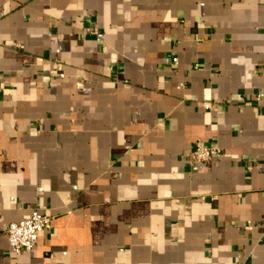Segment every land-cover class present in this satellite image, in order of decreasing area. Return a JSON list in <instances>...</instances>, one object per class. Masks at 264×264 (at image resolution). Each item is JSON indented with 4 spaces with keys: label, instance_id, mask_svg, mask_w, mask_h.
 Instances as JSON below:
<instances>
[{
    "label": "crops",
    "instance_id": "crops-1",
    "mask_svg": "<svg viewBox=\"0 0 264 264\" xmlns=\"http://www.w3.org/2000/svg\"><path fill=\"white\" fill-rule=\"evenodd\" d=\"M0 264H264V0H0Z\"/></svg>",
    "mask_w": 264,
    "mask_h": 264
},
{
    "label": "built area",
    "instance_id": "built-area-1",
    "mask_svg": "<svg viewBox=\"0 0 264 264\" xmlns=\"http://www.w3.org/2000/svg\"><path fill=\"white\" fill-rule=\"evenodd\" d=\"M95 35L100 37L97 33ZM219 155V150L206 148L197 142L190 154V163L192 165L204 164ZM51 221L52 218L45 215L42 208H36L31 211L27 220L11 224L5 232V237L12 254L20 256L32 251L37 245L39 234L45 230Z\"/></svg>",
    "mask_w": 264,
    "mask_h": 264
}]
</instances>
